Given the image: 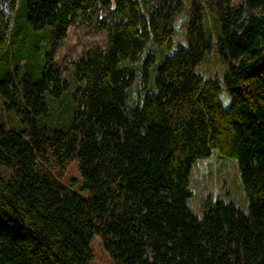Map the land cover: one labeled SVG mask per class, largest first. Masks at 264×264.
Segmentation results:
<instances>
[{
    "label": "trees",
    "instance_id": "1",
    "mask_svg": "<svg viewBox=\"0 0 264 264\" xmlns=\"http://www.w3.org/2000/svg\"><path fill=\"white\" fill-rule=\"evenodd\" d=\"M154 1L0 0V99L16 122L0 121V264H89L95 236L112 264H264V0H192L186 47L170 54L180 0ZM86 17L105 47L61 86L53 49ZM209 54L228 63L227 108L194 72ZM212 152L236 159L247 215L188 210L192 165ZM72 161L85 198L61 182Z\"/></svg>",
    "mask_w": 264,
    "mask_h": 264
},
{
    "label": "rangeland",
    "instance_id": "2",
    "mask_svg": "<svg viewBox=\"0 0 264 264\" xmlns=\"http://www.w3.org/2000/svg\"><path fill=\"white\" fill-rule=\"evenodd\" d=\"M240 0H232V3H238ZM175 0H167V6H171ZM163 0H155L154 5H163ZM165 7V4L163 5ZM196 7L192 6V0H180L178 11L174 12L173 26L174 35L167 52L173 53L179 47H186L185 29L189 17ZM89 17L83 20L76 18L73 24L69 25L66 35L55 44L52 57V68L56 70L60 78V84L63 86L64 80L68 79L70 64L81 58L85 52L104 48L106 43V32L96 31L90 28ZM149 57V63L143 72V79L139 82V71H134L132 89L138 97L149 85L153 62L157 60L158 54L154 48L146 47L145 53ZM143 58V54L140 55ZM129 66L138 67L139 62H132ZM2 67V65H1ZM228 69V63L219 61L212 54H209L207 61L196 65L194 72L203 77L215 79L222 87L220 93V102L222 107L227 108L231 104V97L225 90V74ZM83 83V81L81 82ZM70 86H66L63 93L69 92ZM55 106L56 104L53 103ZM127 106L131 105L129 100ZM6 113L3 110L0 99V121L8 128H15V119H6ZM17 121V119H16ZM11 171L0 168V176L4 179L10 177ZM61 182L72 191L82 197H87V193L82 190V179L77 169V162L72 161ZM188 190L192 197L186 202V206L191 214L201 218L202 207L207 201H220L225 204H233L243 214L247 215L249 211V201L243 189L240 174L235 158L225 157L212 152L208 158L198 159L194 162L188 178ZM89 248L93 257L89 264H112V261L106 251L103 249L102 241L95 236L89 243Z\"/></svg>",
    "mask_w": 264,
    "mask_h": 264
}]
</instances>
